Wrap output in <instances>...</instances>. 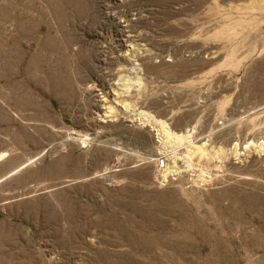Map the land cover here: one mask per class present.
<instances>
[{
	"label": "rangeland",
	"instance_id": "rangeland-1",
	"mask_svg": "<svg viewBox=\"0 0 264 264\" xmlns=\"http://www.w3.org/2000/svg\"><path fill=\"white\" fill-rule=\"evenodd\" d=\"M0 264H264V0H0Z\"/></svg>",
	"mask_w": 264,
	"mask_h": 264
},
{
	"label": "bare ground",
	"instance_id": "bare-ground-1",
	"mask_svg": "<svg viewBox=\"0 0 264 264\" xmlns=\"http://www.w3.org/2000/svg\"><path fill=\"white\" fill-rule=\"evenodd\" d=\"M160 128H161V130H162V132H164V134H168V133H166L167 132V130H165V128L163 127V125H161L160 124ZM170 134V133H169ZM168 136H170V135H168ZM170 137H173V136H170ZM174 138H175V136H174ZM177 138V137H176ZM173 139V138H172ZM187 139V138H186ZM174 140V139H173ZM178 140H180V139H178ZM183 141V140H182Z\"/></svg>",
	"mask_w": 264,
	"mask_h": 264
}]
</instances>
